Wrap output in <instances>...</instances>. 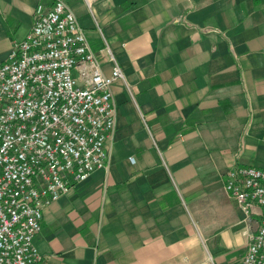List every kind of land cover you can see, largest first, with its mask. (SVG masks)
I'll use <instances>...</instances> for the list:
<instances>
[{
	"label": "crops",
	"instance_id": "1",
	"mask_svg": "<svg viewBox=\"0 0 264 264\" xmlns=\"http://www.w3.org/2000/svg\"><path fill=\"white\" fill-rule=\"evenodd\" d=\"M64 1L124 79L108 164L43 208L35 264H242L260 215L224 184L264 167V0ZM52 2L0 0V64Z\"/></svg>",
	"mask_w": 264,
	"mask_h": 264
},
{
	"label": "built area",
	"instance_id": "2",
	"mask_svg": "<svg viewBox=\"0 0 264 264\" xmlns=\"http://www.w3.org/2000/svg\"><path fill=\"white\" fill-rule=\"evenodd\" d=\"M116 79L123 71L116 63L101 71L64 0L36 7L29 33L0 64V264H35L43 208L106 168ZM224 187L245 221L260 215L242 264H264V167L230 169Z\"/></svg>",
	"mask_w": 264,
	"mask_h": 264
}]
</instances>
